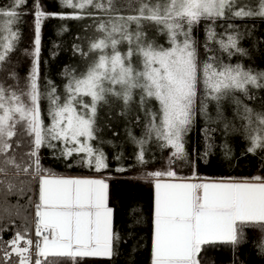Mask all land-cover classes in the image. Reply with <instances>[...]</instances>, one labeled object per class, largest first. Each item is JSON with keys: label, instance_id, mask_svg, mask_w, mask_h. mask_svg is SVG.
I'll return each mask as SVG.
<instances>
[{"label": "snow or ice", "instance_id": "6c2138e0", "mask_svg": "<svg viewBox=\"0 0 264 264\" xmlns=\"http://www.w3.org/2000/svg\"><path fill=\"white\" fill-rule=\"evenodd\" d=\"M56 2L61 9L71 11L47 12L40 0H33L31 12L26 13L34 16V37L32 49L24 50L31 58V66L23 87L15 69L5 65L20 40V31L15 27L21 17L17 9L25 6L27 0H12L7 8L0 6V72L15 81L7 85L0 81V186L6 193L17 189L7 179L9 168L15 169L17 177L23 173L39 185L37 240L33 242L26 232H17L6 247L0 248V264H12L13 255L18 264H33V247L34 264H42L41 257L49 256L66 257L75 264L77 258L114 255V240L119 237L113 231V209L107 203L105 180L56 177L42 167L39 157L41 148L47 147L53 150L54 158L65 160L69 167L71 158L78 156L77 163L94 166L96 171L106 168L104 153L90 142L97 139V109L108 104L110 97L122 100L127 108L134 91L140 90V107L146 116L144 133L139 139L129 133L138 149L135 159L139 164L146 163V146L153 140L161 149L171 150L170 160L187 159L185 136L195 121L201 84L200 114L206 121L222 124L225 135L242 132L248 142L247 153L264 151V110L256 111L245 103L256 99L251 89H264V71L239 62H225L215 54H226L229 61L249 55L248 49L240 46L244 34L236 25L228 23L221 33L215 26L220 20L264 19V0L242 4L240 0H138L139 7L132 15L120 14L114 9L113 0ZM88 8L106 14L108 19L85 12ZM86 15L93 17V24L88 27L95 29V35L88 39L87 51L73 46L74 52L87 58L86 67L78 73L66 67L63 93L51 80L47 81L46 91L41 92L38 81L42 21L84 19ZM201 22H205L203 61L198 59V41L193 34ZM148 25L167 37L168 46L148 37L144 31ZM124 43L127 51L122 52L120 46ZM134 58L138 64L133 63ZM85 98H90V102ZM42 99L48 101L47 125L42 119ZM149 100L157 102L156 110L145 107ZM224 101L234 106L239 127L225 116ZM210 102L216 105L215 119L208 115ZM261 107L264 109V103ZM215 131L207 127L203 130L205 151L201 158L210 154V134ZM18 134L28 138L24 167L12 154L13 137ZM221 148L227 156L228 145L222 144ZM146 175L153 178L155 190L151 264H201L203 246L222 243L235 247L243 240L244 228L264 230V177L254 176L241 182L191 183L163 181L165 176L177 178L172 170ZM11 208L19 214L20 206ZM260 250L264 253V242Z\"/></svg>", "mask_w": 264, "mask_h": 264}, {"label": "trees", "instance_id": "16d2710c", "mask_svg": "<svg viewBox=\"0 0 264 264\" xmlns=\"http://www.w3.org/2000/svg\"><path fill=\"white\" fill-rule=\"evenodd\" d=\"M33 0H27V4L17 9L21 13L20 21L15 26L20 31V40L16 50L10 56V62L6 68H14L20 80V86H24V78L31 66V58L24 54L25 49H32L34 37V16L30 13ZM12 0H0V6L9 7ZM40 4L47 12H70V9H61L56 0H40ZM85 12H93L97 18L108 19L104 13L93 8L85 9ZM98 22V19H97ZM228 23L237 26L243 33L240 46L248 49L247 57H233L230 61L226 54L216 52L225 62L242 63L245 67L255 71H264V19L245 18L235 20H220L216 24L217 33L224 31ZM93 24V17L85 16L84 19H58L46 18L41 23V48L39 56V85L41 92L46 91L47 81L51 80L63 93V85L67 82L63 75L66 67L76 70L77 73L86 67L87 58L73 51V46L78 45L87 51L88 39L95 35V29L88 27ZM205 22L195 26L194 36L198 41V59H205L204 51ZM212 47H216L212 45ZM53 53H56L53 56ZM0 81L5 84H14L15 81L7 79L6 72H0ZM256 99L245 103L256 111L264 110V89H251ZM203 98V85H198L196 100V117L191 130L185 136L186 160H170L171 150L161 149L157 143L152 145V152L145 154L146 163L139 164L134 159L136 149L126 142V124H135L131 118H125L120 100L109 98L108 104H102L97 109L96 140L92 141L93 147L101 150L105 156L107 167L96 171L95 167H89L77 163L78 156L71 158L72 166L60 158H54L53 150L42 147L39 152L40 162L44 169L55 175H78L104 177L108 184V206L113 209V231L118 240H114V255L111 258H77L75 264H150L151 263V235L153 213V178L146 173L151 171L166 172L168 170L177 173L176 179H229L250 180L251 177H264V151L257 150L255 154L247 153L248 142L242 132L230 131L227 135L223 132V125L206 121L200 114V101ZM90 102V98H85ZM225 116L239 127L240 121L234 119V106L230 101L222 103ZM42 119L47 125L50 119L47 114L48 101L41 100ZM123 113V114H121ZM208 115L215 119V102L208 104ZM216 129L212 132L210 143L213 148L207 157L201 158L205 151V128ZM19 144L17 147L16 144ZM227 144L230 149L226 156L221 148ZM13 155L24 167L27 158L24 153L28 151L27 136L18 134L13 137ZM62 145H58V148ZM121 151L118 159L114 158V152ZM150 154V155H149ZM56 156H59L57 150ZM124 168L126 171H117ZM2 178V177H0ZM7 179L17 185V189L6 193L0 186V248L6 247V242L17 233H27L28 238L35 242L36 234L33 231L32 219L38 204V181L23 173L16 176L14 168L7 170ZM23 181V183H21ZM22 189V191H21ZM20 206L19 214L11 206ZM10 208L11 211H4ZM264 242V230L259 227L244 228V237L240 244L233 247L229 244H210L203 246L200 254L201 264H264V253H261L260 244ZM23 243V242H21ZM36 249L32 248V261L34 264ZM2 255V253H0ZM42 264H74L66 257L49 256L41 257ZM12 264H18V258L13 255Z\"/></svg>", "mask_w": 264, "mask_h": 264}, {"label": "rangeland", "instance_id": "374dc122", "mask_svg": "<svg viewBox=\"0 0 264 264\" xmlns=\"http://www.w3.org/2000/svg\"><path fill=\"white\" fill-rule=\"evenodd\" d=\"M246 2H248V0H240L241 4L246 3ZM113 6H114V9L117 10L122 15H132V14H135V10L139 7V4H138V0H113ZM132 30H135V25H132ZM144 31L146 32V34L148 35L150 39H155L157 44H163L164 46H168L167 37L165 35H161L157 33L154 26L148 25L145 27ZM120 50L122 52L127 51V44L126 43L122 44L120 46ZM133 63L138 64V61L136 60V58L133 59ZM120 103L123 108L122 110L123 113L126 114L125 118L130 119L131 117L127 115H132L133 119L135 120L134 122L135 124H132L131 122L126 124V130H125L126 142H128L129 146H132L134 149H136V151H138L136 145L132 142L129 136V133H131L132 136H135L137 139H139L144 133V125L146 123V116H145V111L142 110L140 107V90L137 89L134 91L133 99L129 103L127 108L124 107L122 100H120ZM145 107L156 110L158 108V104L155 100H149L147 104L145 105ZM95 135L97 134L95 133ZM90 143H92V141ZM154 143L156 142L153 140L146 146L145 154H147V152L148 153L152 152L151 148ZM120 152L121 151L114 152V158L118 159L120 156ZM167 178L169 177L165 176V177H162L161 179H167Z\"/></svg>", "mask_w": 264, "mask_h": 264}, {"label": "crops", "instance_id": "0c3cea01", "mask_svg": "<svg viewBox=\"0 0 264 264\" xmlns=\"http://www.w3.org/2000/svg\"><path fill=\"white\" fill-rule=\"evenodd\" d=\"M56 177H63V178H90V179H103L105 180L104 177H99V176H78V175H55L51 174ZM163 181H168V182H191V183H201V182H241L242 180H229V179H175L173 178H167V179H162ZM106 182V180H105ZM154 183V181H153ZM154 187H153V197H154ZM38 203H39V185H38ZM153 207H154V198H153ZM36 211V210H35ZM152 218H153V213H152ZM95 258H102V257H95ZM151 264V263H150Z\"/></svg>", "mask_w": 264, "mask_h": 264}, {"label": "built area", "instance_id": "2783aa9c", "mask_svg": "<svg viewBox=\"0 0 264 264\" xmlns=\"http://www.w3.org/2000/svg\"><path fill=\"white\" fill-rule=\"evenodd\" d=\"M36 216L34 215L33 216V219H32V225H33V231H34V233L36 232V229H35V223H36Z\"/></svg>", "mask_w": 264, "mask_h": 264}]
</instances>
